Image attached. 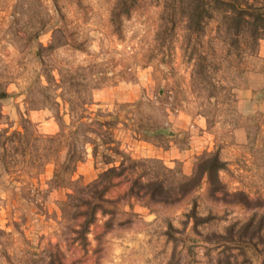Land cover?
<instances>
[{
	"label": "rangeland",
	"instance_id": "obj_1",
	"mask_svg": "<svg viewBox=\"0 0 264 264\" xmlns=\"http://www.w3.org/2000/svg\"><path fill=\"white\" fill-rule=\"evenodd\" d=\"M0 264H264V0H0Z\"/></svg>",
	"mask_w": 264,
	"mask_h": 264
}]
</instances>
